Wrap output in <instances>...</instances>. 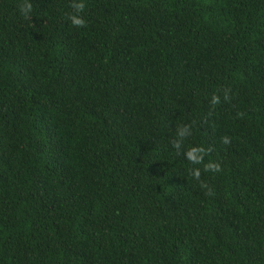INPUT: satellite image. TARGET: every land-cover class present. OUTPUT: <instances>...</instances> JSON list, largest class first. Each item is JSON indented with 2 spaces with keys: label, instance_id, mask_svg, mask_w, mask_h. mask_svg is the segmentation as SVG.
I'll return each instance as SVG.
<instances>
[{
  "label": "trees",
  "instance_id": "1",
  "mask_svg": "<svg viewBox=\"0 0 264 264\" xmlns=\"http://www.w3.org/2000/svg\"><path fill=\"white\" fill-rule=\"evenodd\" d=\"M20 2L0 0V264H264V0H85L81 28L71 0Z\"/></svg>",
  "mask_w": 264,
  "mask_h": 264
},
{
  "label": "clouds",
  "instance_id": "2",
  "mask_svg": "<svg viewBox=\"0 0 264 264\" xmlns=\"http://www.w3.org/2000/svg\"><path fill=\"white\" fill-rule=\"evenodd\" d=\"M69 7L72 9L71 12L68 13V19L70 20V23L77 27H85L86 26V20L84 19L82 13L85 11L86 3L85 0H71ZM18 9L20 11V14L26 18L31 19V14L33 12V3L31 0H21V2L18 4ZM230 92L231 89H224L223 90V97L225 100L230 99ZM210 105L215 107L216 105L221 103V98L218 94H213L209 101ZM244 113H237L238 117H242ZM189 126L185 124L184 127L179 129L178 136L180 139L175 140L172 143V147L175 149L176 154L180 155V149L183 138L187 137L189 135ZM222 143L229 144L231 143V139L228 136H223L221 138ZM208 149H205L203 146L200 145H191L189 146L185 153L184 158L189 161L193 165H203V171L204 172H219L221 171V164L214 161H208L205 162L204 157L208 153ZM189 174L197 181H200V187L203 189H206V194L211 195L212 191L211 188L207 183L201 180V169L200 168H190Z\"/></svg>",
  "mask_w": 264,
  "mask_h": 264
}]
</instances>
